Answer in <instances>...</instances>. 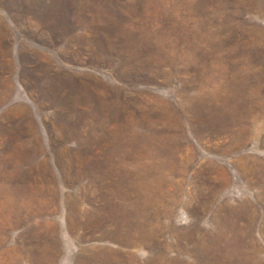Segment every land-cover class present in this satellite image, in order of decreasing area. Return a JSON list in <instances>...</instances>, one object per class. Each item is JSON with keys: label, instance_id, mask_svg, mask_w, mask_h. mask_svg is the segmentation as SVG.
I'll return each mask as SVG.
<instances>
[{"label": "rangeland", "instance_id": "374dc122", "mask_svg": "<svg viewBox=\"0 0 264 264\" xmlns=\"http://www.w3.org/2000/svg\"><path fill=\"white\" fill-rule=\"evenodd\" d=\"M0 264H264V0H0Z\"/></svg>", "mask_w": 264, "mask_h": 264}, {"label": "bare ground", "instance_id": "6f19581e", "mask_svg": "<svg viewBox=\"0 0 264 264\" xmlns=\"http://www.w3.org/2000/svg\"><path fill=\"white\" fill-rule=\"evenodd\" d=\"M51 71V70H50ZM45 72V71H44ZM106 100V99H105ZM105 106V105H104ZM113 105H111V107H112ZM111 107H109V106H107V104H106V107H104L103 109L101 108V109H99L97 112H96V114L95 115H97V114H100L97 118V120H99V123H98V128H99V132H102L101 134H99V132L96 134V131L94 130V129H92V128H88V129H86V138L87 137H89V140H91V142L93 143V146H91V149H89V154L85 157V158H78V159H76V164L78 165V166H75V167H77L78 169L79 168H81V171L79 170L78 171V173H76L75 174V179H73L74 181H76V183H77V181H80L81 179H83V180H85V179H88V184H89V186L90 187H93L94 188V191L95 192H100V190H101V184H104V183H109V182H111L112 181V174L114 173L113 172V165H112V163H113V159H112V156L113 155H115L114 153H112L111 152V150H114V152H115V150L118 148V146H119V139L121 138V137H123V132L122 131H124V130H122V126H121V123L123 122H121L120 121V118H119V113H116V111H113V113L112 112H110V110L112 109ZM111 108V109H110ZM110 109V110H109ZM127 110V109H126ZM130 110V109H129ZM86 114V113H85ZM93 114V113H92ZM91 114V115H92ZM88 116V115H87ZM91 118H93V117H90L89 118V121L91 122ZM82 119V118H81ZM109 120H111L112 122H114L116 125H115V127L117 128H114L113 130H109V129H107V127H108V124H109ZM124 120V119H123ZM127 120V119H126ZM87 121V120H86ZM129 121V120H128ZM128 121H127V123H128ZM139 121V120H138ZM95 122V121H94ZM93 122V124H95ZM126 122V121H125ZM86 123V122H85ZM124 124V123H123ZM87 125V124H86ZM109 126H111V122H110V125ZM127 126V125H126ZM129 126V125H128ZM80 128H82V127H80ZM86 128V127H85ZM129 128V127H128ZM119 129H121V130H119ZM136 129V128H135ZM126 130V129H125ZM57 131V130H56ZM144 131V130H143ZM78 132H79V134H77L78 135V137L79 136H81L82 137V135L84 136V131H83V129H80V131L78 130ZM77 132V133H78ZM125 132V131H124ZM99 134V135H98ZM127 134H128V132H127ZM130 134V133H129ZM125 136H126V134H125ZM80 137V138H81ZM127 138V137H126ZM110 141H111V143H114L113 145L112 144H110ZM126 141H128V138H127V140ZM108 142H109V144H108ZM132 142V141H131ZM123 143V142H122ZM133 143V142H132ZM124 144V143H123ZM108 145H109V152H107L106 151V149H107V147H108ZM125 145V144H124ZM127 145V144H126ZM130 145V144H129ZM133 145V144H132ZM122 148V147H121ZM129 150V149H128ZM88 151V150H87ZM116 153V152H115ZM131 153V152H130ZM25 154V153H24ZM118 154V153H117ZM120 154V153H119ZM118 154V155H119ZM154 154H155V152H154ZM118 155H116L117 157H118ZM144 155V154H143ZM155 156V155H154ZM119 159V158H118ZM122 159H123V157H122ZM121 160V159H120ZM74 161V160H73ZM47 162V161H46ZM121 162V161H120ZM124 163V162H123ZM115 164V163H114ZM68 165V164H67ZM84 165V166H83ZM86 165V166H85ZM123 165V164H122ZM127 165V164H126ZM74 166V163L73 162H71V164L68 166V168L69 169H71L72 167ZM124 166V165H123ZM39 167H40V170H42V173H44L45 172V169L47 170V168H46V166H45V164H41V165H39ZM135 167V166H134ZM133 167V168H134ZM117 168H118V166H117ZM116 168V169H117ZM121 168V167H120ZM63 169V168H62ZM39 170V169H38ZM68 170V169H67ZM121 170V169H120ZM63 171V170H62ZM115 171V170H114ZM126 171V170H125ZM116 172V171H115ZM120 172V171H119ZM127 172V171H126ZM64 173V172H63ZM129 173V172H128ZM45 174H46V172H45ZM45 174H42V176H43V180H45V179H47V182L48 183H50L51 181H53V180H51L50 178H48V176H46ZM64 174H66V173H64ZM70 175V174H69ZM115 175V174H114ZM65 176V175H64ZM132 176V175H131ZM69 177V176H68ZM70 178V177H69ZM72 178L73 177H71L70 179L72 180ZM37 180H40L39 178L37 179ZM42 180V179H41ZM42 180V181H43ZM71 180H70V182H71ZM63 181H64V179H63ZM114 181V180H113ZM136 181V180H135ZM84 182H86V181H84ZM80 183V182H79ZM42 184V183H41ZM87 184V185H88ZM112 184V183H111ZM21 186V185H20ZM49 186V185H48ZM82 186V185H81ZM119 187L121 186V185H118ZM29 187V186H28ZM45 187V186H44ZM51 187V186H50ZM79 187V186H78ZM114 188H115V190H116V187L115 186H113ZM130 187V186H129ZM129 187H128V189H129ZM47 188V187H46ZM45 188V189H46ZM52 188V187H51ZM87 188V187H86ZM89 189V188H88ZM125 188H123V190H124ZM130 189H131V187H130ZM134 189V188H133ZM138 189V188H137ZM33 190V189H32ZM43 190V189H42ZM41 190V191H42ZM104 190V189H103ZM108 190V189H107ZM111 190V189H110ZM49 191H50V189H49ZM88 191V190H87ZM86 191V192H87ZM139 191V190H138ZM43 192H44V190H43ZM79 192V191H78ZM82 192H84V189H82ZM85 192V193H86ZM32 193V192H31ZM92 193V192H91ZM91 193H89V194H91ZM101 193V192H100ZM114 193V192H113ZM96 194V193H95ZM95 194H94V196H95ZM104 194V193H103ZM115 195H113L114 197H117V195H118V197H120L122 200H124L125 198H127V194L128 193H126L125 194V192L123 193V192H121V191H115V193H114ZM136 194H139V192H137ZM129 195V194H128ZM132 195V194H131ZM101 196V195H100ZM91 197H92V194H91ZM102 198L104 199V200H106V198H105V196H103L102 195ZM108 198V197H107ZM110 198V197H109ZM108 198V199H109ZM94 199H95V197H94ZM100 199V198H99ZM111 199V198H110ZM69 200V199H68ZM84 200V199H83ZM116 199H114V201H115ZM85 201H86V199H85ZM89 201V200H88ZM94 201V200H93ZM98 201V200H97ZM111 201V200H110ZM94 203V202H93ZM107 203V202H106ZM109 203V202H108ZM133 204V203H132ZM136 204V203H135ZM87 205V204H86ZM99 205V204H98ZM97 205V206H98ZM105 205V204H104ZM134 205V204H133ZM89 206V205H88ZM103 206V205H102ZM89 208H91L90 206H89ZM114 208V207H113ZM68 209V208H67ZM71 209V208H70ZM86 209V208H85ZM133 210V209H132ZM71 211V210H70ZM69 211V212H70ZM75 211V210H74ZM73 211V212H74ZM94 211H95V207H94ZM99 211V210H98ZM83 212V211H82ZM135 212V211H134ZM91 213V212H90ZM89 213V214H90ZM104 213V212H103ZM78 214V213H77ZM97 214V213H96ZM106 214V213H105ZM91 215V214H90ZM93 215H95L94 214V212H93ZM84 217V216H83ZM86 217V216H85ZM93 217V216H92ZM114 218V217H113ZM71 219V218H70ZM89 221V220H88ZM87 221V222H88ZM97 221V220H96ZM101 221V220H100ZM95 222V221H94ZM95 224V223H94ZM97 224V223H96ZM102 224V223H101ZM123 226V225H122ZM123 229V228H122ZM107 234V233H106Z\"/></svg>", "mask_w": 264, "mask_h": 264}]
</instances>
